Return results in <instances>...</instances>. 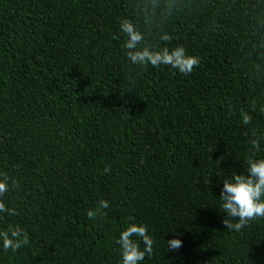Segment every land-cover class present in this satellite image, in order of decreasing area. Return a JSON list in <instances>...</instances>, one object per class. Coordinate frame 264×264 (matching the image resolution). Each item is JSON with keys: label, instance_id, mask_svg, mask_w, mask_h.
I'll list each match as a JSON object with an SVG mask.
<instances>
[{"label": "trees", "instance_id": "obj_1", "mask_svg": "<svg viewBox=\"0 0 264 264\" xmlns=\"http://www.w3.org/2000/svg\"><path fill=\"white\" fill-rule=\"evenodd\" d=\"M123 20L198 63L131 64ZM261 109L264 0H0V231L28 236L0 264H119L133 221L141 264H264V217L230 230L217 203L264 156Z\"/></svg>", "mask_w": 264, "mask_h": 264}, {"label": "clouds", "instance_id": "obj_2", "mask_svg": "<svg viewBox=\"0 0 264 264\" xmlns=\"http://www.w3.org/2000/svg\"><path fill=\"white\" fill-rule=\"evenodd\" d=\"M119 30L124 36L123 49L128 61L141 68L151 65L158 67L168 65L181 74H188L192 67L198 63L195 56L187 54L182 45L173 48L167 46L151 47L144 42L142 34L133 23L123 20L119 24ZM163 41H168V34L160 36ZM264 111V109H261ZM240 122L248 125L250 117L246 112L240 113ZM252 147H257V142H251ZM246 174L233 172L230 177L223 179L219 191L218 207L228 217L236 218L235 222L224 219L221 222L230 230L239 232L246 224L256 218L264 217V156H247ZM108 171L107 168L104 169ZM6 180L0 179V197L8 190ZM108 208L106 200H99L94 210H88L86 215L93 218ZM5 211V205L0 200V213ZM146 226L140 222H129L115 238V244L119 246V264H141L146 255H151L152 239L146 234ZM27 234L18 226L0 231V249L15 252L22 245L27 244ZM143 247H140V244ZM180 239L173 238L167 241L170 249L179 248Z\"/></svg>", "mask_w": 264, "mask_h": 264}]
</instances>
